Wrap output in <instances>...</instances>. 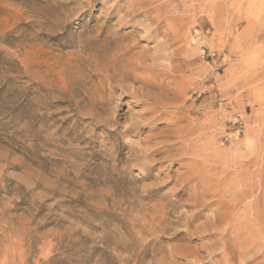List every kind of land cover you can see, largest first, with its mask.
Segmentation results:
<instances>
[{"label":"rangeland","instance_id":"obj_1","mask_svg":"<svg viewBox=\"0 0 264 264\" xmlns=\"http://www.w3.org/2000/svg\"><path fill=\"white\" fill-rule=\"evenodd\" d=\"M0 264H264V0H0Z\"/></svg>","mask_w":264,"mask_h":264}]
</instances>
